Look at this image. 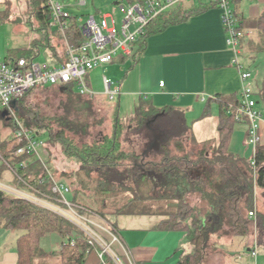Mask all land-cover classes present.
Instances as JSON below:
<instances>
[{
	"label": "trees",
	"instance_id": "16d2710c",
	"mask_svg": "<svg viewBox=\"0 0 264 264\" xmlns=\"http://www.w3.org/2000/svg\"><path fill=\"white\" fill-rule=\"evenodd\" d=\"M230 1L232 5L234 0ZM29 2L40 20L35 25L31 22L32 28L40 31V36L37 34L36 39L29 43V54L18 57H36L40 49L45 48L55 60L62 61L58 52L63 51V46L54 45L51 41L52 35H58V32L48 25V6L38 7L36 0ZM213 7L219 10L213 0L190 6L181 3L161 13L148 24L144 34L135 42L132 63L143 52L149 35ZM71 14L75 25L73 20L76 15ZM240 25L246 30H255L258 42L253 44V49L264 55V8L256 18H240ZM223 29L225 30L224 27ZM60 87L37 86L28 91L25 97L34 90L46 92L43 94V105L33 104L23 97L18 105L20 120L27 129L39 135L47 134L52 145H58L66 157L75 159L79 165V173L76 175L80 178L84 174L89 178L94 192L128 193L127 199L121 198L122 203L116 204L118 207L114 210V218L117 215L132 214L164 215L166 218L158 227L165 230L182 229L187 242L193 247L192 252L184 255L176 264H198L203 252L211 246L208 235L218 231L228 236H247L253 231L254 225L258 244L264 247V213L257 210L255 219L248 216L249 211L255 212V187L264 188V147L258 144L253 153L255 166L248 159L236 157L228 150L232 126L237 122L234 119V109L240 102V94L239 98L234 99L218 96L219 137L212 142L200 143L193 137L184 114L171 106L157 107L151 102H141L130 117L124 118L119 114L118 103H112L114 111L107 129L109 118H99L93 109L91 99L95 95H82L72 85L63 90ZM262 97L264 100V95ZM208 114L207 106L204 115ZM147 125L155 129L158 136L151 147ZM127 135L133 136L130 139ZM247 137L248 130L246 143ZM132 140L139 142L140 147L145 146L147 150L141 153L129 147L127 148L130 150H126L125 143L130 146ZM11 141L0 137V153L3 158L14 164L28 162L29 167L26 169L17 167L18 173L31 185L47 193L48 182H40L44 172L35 167L37 162L34 158L31 159L32 156L16 155L14 151L19 142ZM137 160L139 165H136ZM3 173L4 168L0 165V176ZM10 179L20 184L15 176ZM61 182L70 188L67 198L83 208L97 211L91 203L81 199V190L73 189L65 179ZM189 196H197L203 204V210L195 212L196 209L187 202ZM102 205L105 208L106 203L103 201ZM189 218L191 221L188 222ZM0 228L15 231L18 264H86L88 255L97 253L96 249L91 248L86 236L68 220L1 190ZM51 232L59 233L66 240L61 241L57 251L46 253L40 246V240ZM71 234L78 237L74 245L69 242ZM108 264L111 263L108 261Z\"/></svg>",
	"mask_w": 264,
	"mask_h": 264
},
{
	"label": "crops",
	"instance_id": "0c3cea01",
	"mask_svg": "<svg viewBox=\"0 0 264 264\" xmlns=\"http://www.w3.org/2000/svg\"><path fill=\"white\" fill-rule=\"evenodd\" d=\"M209 1L188 0L183 5H198L200 2L206 4ZM248 1L249 5L241 0H234L232 3L239 20L256 18L264 8V0ZM226 38L220 10L213 7L149 35L136 62L132 63V58L115 57L118 59L114 61L120 68L128 69L124 71L123 79L117 83L120 85L117 98L119 110L121 96L130 108L136 109L141 102H151L157 107L171 106L184 114L197 142L217 140L220 111L217 98H239L243 86L240 71L234 61L235 53L227 45ZM257 42V34L252 30L251 38L241 41L236 55L243 67L251 72L249 83L256 108L261 113L259 144L264 147V55L254 51L253 44ZM161 81L163 85H160ZM207 106L209 114L204 115ZM242 130L246 144L248 123H233L228 150L236 157L245 158L234 150L233 135ZM252 156L245 159L250 161ZM258 189L256 187L254 191L256 196L260 193ZM165 218L158 214H132L117 215L113 219L112 223L137 264H176L184 255L192 252L193 247L187 242L185 231L158 227ZM257 236L255 226L247 236H228L221 231L213 232L208 235L211 246L203 252L198 264H258V258L253 259L251 254L254 247L258 256L264 254V247L258 244ZM15 239L16 235L12 231L0 228V264H18ZM86 264H100L96 252L88 255Z\"/></svg>",
	"mask_w": 264,
	"mask_h": 264
},
{
	"label": "built area",
	"instance_id": "2783aa9c",
	"mask_svg": "<svg viewBox=\"0 0 264 264\" xmlns=\"http://www.w3.org/2000/svg\"><path fill=\"white\" fill-rule=\"evenodd\" d=\"M122 1V0H121ZM188 0H136L134 2H115L123 15L118 21L108 14H100L97 19L94 14L74 16L59 1L48 0V25L58 32L63 51L58 52L62 61L55 60L50 52L43 61L36 57H5L0 59V113L7 112L13 118L14 137L19 142L15 149L16 155H30L40 162L39 148L43 140L37 132L27 129L22 121L13 113L18 110L20 100L28 91L37 86L56 85L75 86V90L87 96L95 95L87 84L85 77L96 67L113 62L117 55L132 58L135 42L144 34L148 24L161 13ZM220 10V18L227 32V45L235 53L234 61L240 71L243 86L240 91V102L234 109V119L237 122L247 121V143L253 147V153L260 142L261 113L256 108V100L249 79L251 72L237 60L242 40L250 39L251 30L243 29L240 20L232 8L230 0H213ZM85 0H79L84 5ZM76 32V33H75ZM77 34V36H76ZM104 94L109 100H115L120 94V85L114 83L106 75H102ZM163 85V82H160ZM230 108H234L230 106ZM14 115V116H11ZM0 159L20 184L0 179V190L14 197L25 199L35 205L48 209L76 226L83 236H86L91 248L96 249L101 264H137L130 251L123 243L112 221L104 219L91 210L81 207L67 198L70 191L68 185L56 180L41 160L44 174L40 182H48V191L31 185L19 173L18 168L26 169L28 162L14 164L7 161L0 153ZM255 166L254 158L250 160ZM249 217H255L254 211L248 212ZM77 236L71 234L69 242L74 245ZM90 249V248H89ZM89 251V250H88ZM256 256V250H251Z\"/></svg>",
	"mask_w": 264,
	"mask_h": 264
},
{
	"label": "rangeland",
	"instance_id": "374dc122",
	"mask_svg": "<svg viewBox=\"0 0 264 264\" xmlns=\"http://www.w3.org/2000/svg\"><path fill=\"white\" fill-rule=\"evenodd\" d=\"M48 0H36V4L38 7L47 5ZM59 1L70 12L75 15H83L85 18L88 15L94 14L97 19L100 18V14H108L115 17L116 20L120 21L122 18V14L119 11V8L115 2L124 3L122 0H85L84 5L79 4V0H55ZM242 3L249 5L250 2L248 0H241ZM29 0H0V59H4L7 56H14L18 57L19 55L26 56L29 54L30 51L27 50V47L31 40L33 41L35 36L40 32L38 30H33L32 24H39L40 20L35 15V12L32 11L33 6L29 5ZM29 6V8H28ZM32 22V24H31ZM40 34V33H39ZM38 34V35H39ZM40 36V35H39ZM51 41L55 44L62 45V41L59 35H52ZM52 42H50L51 44ZM46 51L44 48L40 49V53L37 55V60L43 61L46 59ZM117 55L116 57H118ZM118 58H115L116 60ZM113 60V61H114ZM128 70V69H127ZM126 69L120 68L119 64L114 61V63H110L108 65L103 66L102 68L96 67L94 68L86 77L85 80L90 88L94 91L95 97H93L92 104L93 109L96 112V116L99 118H105L107 116L108 121L106 128L110 127V116L114 111V105L112 103L118 102L109 101L104 94V87L102 83V74H106L114 83H119L124 76V73L127 71ZM125 71V72H124ZM73 89H75V86ZM76 91V90H75ZM46 92L34 90L30 92L24 99L31 101L33 104H41L43 105V99ZM138 102V98L136 100ZM126 100L123 96L120 98V110L119 114L121 117L127 116L128 114H133L135 111V107H129L126 104ZM136 102V103H137ZM20 119V114L17 109L13 113ZM11 115V116H14ZM10 117V116H9ZM7 114L2 116L0 113V137L2 140L8 139L12 140V143L18 142L17 139L14 137V125H13V118H9ZM106 119V118H105ZM133 125L132 123H130ZM129 125V124H125ZM238 127V126H236ZM235 127V128H236ZM237 130V128H236ZM243 132V133H242ZM235 132L233 135V139L235 141V152L240 156L245 158H250L253 154V147L249 144H245L244 140V130ZM40 139L43 140V145L39 148L40 158L46 165L47 169L56 177V180H66L70 183L73 189L78 188L80 191L81 199L85 200L86 202L91 203L94 208H97L99 212H105V215H101L99 212H94L96 214H100L99 216L104 219H111L113 220L115 213V208L118 207L116 204L122 203L120 200L121 198H126L129 196L128 193L119 192H109L104 194H98L94 192L92 184L90 185V179L84 176V174L80 175V178L76 175L77 168L79 167L77 161L75 159H70L64 155L63 152L60 151L58 145H52L49 141L47 134L39 135ZM130 136L127 135L131 139ZM158 137V136H157ZM130 141V140H129ZM130 143V146L125 143L126 150L129 148L135 149L137 153H141L146 148L145 146L140 147L139 142ZM10 142V144H12ZM130 150V149H128ZM147 150V149H146ZM33 160V157L31 158ZM41 160L40 162L35 163V167L39 169L40 172L44 171L43 165ZM0 165L4 168L3 176H0L2 180H8L11 178L9 171L3 164L2 160L0 159ZM135 165V164H134ZM136 165H139V160H137ZM91 178H94L91 177ZM256 188V187H255ZM93 189V190H92ZM260 193L255 195V214L258 212L264 213V188H259ZM255 191V189H254ZM256 194V193H255ZM90 196V197H89ZM94 199V201H93ZM96 201V202H95ZM103 201L106 203L105 208H103L102 203ZM187 202L191 207H194L196 210H203V204L199 200L197 196H189L187 197ZM94 203V204H93ZM164 204V203H163ZM203 214V211H202ZM191 219H188V222ZM254 225H252L253 229ZM15 234V231L12 232ZM66 240V237L60 235L57 232H51L45 234L40 240V246L45 250L46 253L57 251L60 246V241ZM253 259L258 258V264H264V254H258L256 256H252ZM255 259V260H256Z\"/></svg>",
	"mask_w": 264,
	"mask_h": 264
},
{
	"label": "water",
	"instance_id": "95a60500",
	"mask_svg": "<svg viewBox=\"0 0 264 264\" xmlns=\"http://www.w3.org/2000/svg\"><path fill=\"white\" fill-rule=\"evenodd\" d=\"M60 88H61V90L64 89V87H60ZM6 114H7L6 111H2V112H1V115H2V116H5ZM149 137H150V139H151V141H150V143H149V146L151 147V146L155 143V140H156V138H157V133L155 132V129H150Z\"/></svg>",
	"mask_w": 264,
	"mask_h": 264
},
{
	"label": "flooded vegetation",
	"instance_id": "af4514ba",
	"mask_svg": "<svg viewBox=\"0 0 264 264\" xmlns=\"http://www.w3.org/2000/svg\"><path fill=\"white\" fill-rule=\"evenodd\" d=\"M146 127L149 129V131H150V129H153V128H151V127H150V126H148V125H147Z\"/></svg>",
	"mask_w": 264,
	"mask_h": 264
}]
</instances>
